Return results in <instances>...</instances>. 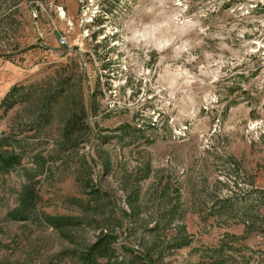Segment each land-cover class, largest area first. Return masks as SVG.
Listing matches in <instances>:
<instances>
[{"label": "rangeland", "instance_id": "374dc122", "mask_svg": "<svg viewBox=\"0 0 264 264\" xmlns=\"http://www.w3.org/2000/svg\"><path fill=\"white\" fill-rule=\"evenodd\" d=\"M0 153V264H264V0H0Z\"/></svg>", "mask_w": 264, "mask_h": 264}, {"label": "trees", "instance_id": "16d2710c", "mask_svg": "<svg viewBox=\"0 0 264 264\" xmlns=\"http://www.w3.org/2000/svg\"><path fill=\"white\" fill-rule=\"evenodd\" d=\"M77 118L73 115L71 120L66 124L65 134L77 132ZM19 164V159L12 153H0V174L7 173ZM72 222L54 223L56 228L73 227ZM117 238L109 233L101 235L94 243L88 246L85 250L78 253V259L81 264H120L117 260L120 258L117 254ZM122 250H127L126 247H121ZM131 252V251H130ZM129 252V253H130ZM130 263L134 264L135 256L131 252L129 257Z\"/></svg>", "mask_w": 264, "mask_h": 264}]
</instances>
